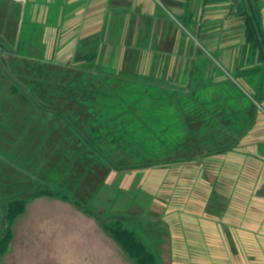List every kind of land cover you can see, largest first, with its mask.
I'll list each match as a JSON object with an SVG mask.
<instances>
[{
	"label": "trees",
	"instance_id": "1",
	"mask_svg": "<svg viewBox=\"0 0 264 264\" xmlns=\"http://www.w3.org/2000/svg\"><path fill=\"white\" fill-rule=\"evenodd\" d=\"M253 10L243 27L259 63L247 74L264 65L262 15ZM26 15L15 1L0 0V192L28 191L27 197L8 194L0 204V264L15 222L43 196L81 208L135 264H163L128 225L137 221L149 244L162 242L149 235L143 217L103 213L93 203L95 191L81 194L74 187L100 189L106 176L93 180L96 170H142L235 153L249 133L248 115L235 109L234 93L210 77L204 52L196 59L190 38L175 55L176 42L171 48L151 42L148 25L135 44H126L122 64H104L97 40L61 61L47 57L40 26ZM143 64L147 70L139 71Z\"/></svg>",
	"mask_w": 264,
	"mask_h": 264
},
{
	"label": "rangeland",
	"instance_id": "2",
	"mask_svg": "<svg viewBox=\"0 0 264 264\" xmlns=\"http://www.w3.org/2000/svg\"><path fill=\"white\" fill-rule=\"evenodd\" d=\"M3 1L6 3L9 2L10 4L15 1L17 7L19 5L21 8L24 7V11L27 10V12L44 13L47 12L46 10L49 7L52 15L51 20L57 22L59 20L57 15L62 10L65 9L69 14L77 12L76 17L80 18L81 13L84 12L85 9L94 11L97 7L96 3L100 0ZM121 1L122 0H119V2ZM44 2H46V5L42 6ZM63 2L64 9L61 7ZM219 2H221V9L225 6L223 12L226 13L228 8L232 10V13L230 12L229 15L228 13L225 14L226 16L224 15L226 21L223 23V25L229 24L232 25V27L227 26L225 29L226 31L223 27L220 32L209 30V35L205 29L211 27V23L206 25L202 22L204 26L200 33L196 26L194 29L188 24L187 18L181 16L177 17L173 8L164 0H154L159 11L158 18L161 19L163 23H167L171 32H173L171 39L168 38L166 39L167 41H160L158 44L163 46L166 44L168 48H171L170 45L176 42L177 46L175 47L174 53L178 55L179 50H181L182 53L185 52V48L182 45H184L187 38H190L196 45L194 52V54L197 55L196 59H200L201 52H204L205 56L210 59L207 65L210 77H214L216 82L223 84L221 86L225 89L229 88L231 90L230 92L234 93L238 98L236 100V105L234 104L235 109L240 111V114L248 115L247 120H249V123L246 124L245 128L249 133L240 142L237 152L207 157L198 162L172 164L171 166H157V168H146L142 170L112 171L110 173L105 170H96L95 174L92 176V179L95 181L98 180V177L106 176L103 180V185L105 186H101L99 190L102 191V194H100L101 198L111 201L112 204L116 203L111 207L106 206V204L104 207H101L100 209L103 213L113 214L115 212H122L136 217H143V226L146 225L147 229L150 230V232H148L149 235H152L154 239H159V237H161L162 240V238H164V243L162 241L157 243L158 245H151L148 243V235L140 231L141 227H139L140 224L137 221L128 223V225H130L129 227L137 230V233H139L144 243L148 244V247L156 249L154 251L160 254L163 264H178L179 262L180 250L176 248L170 250V246H168L169 238L173 235L172 233L176 226L181 225L185 227L187 224H192L191 218H196L192 216V214L201 211L208 213V211H210L209 208L215 206V203L220 199L224 202L228 200V202H231L230 205H232L231 200L241 198L233 196V194H230L229 197L222 195L220 198L213 195L209 198V196L206 195V191H215L218 189L219 187L216 188L217 183H222V187L225 186V189H229L230 191H233V189L249 190L251 196L245 195L241 198L243 199V201H241L243 204L240 203V206H249L254 203L258 204V202L263 204L264 202V65L257 71H254V73L247 74L246 72L253 67L254 63H259L257 58L258 53L250 50L249 46L246 47L247 44H245L246 30H244L243 26L246 11L243 5L246 1L219 0ZM127 3H129L128 0H123L121 4L128 6L126 5ZM256 6L259 7V4H256ZM210 9L213 14H215L217 7L211 6ZM263 14H261V20L264 29ZM228 17L230 18L228 19ZM40 20L45 21L46 18H41ZM73 20L74 19L71 21L73 22ZM71 21H69L70 24L67 23L64 26L61 25L58 27V30H60L61 27L62 29L65 28V30H69V25L70 27L75 26ZM33 23L35 26L41 27H39L42 31L41 36L43 41L41 42L51 46L53 42H45L46 36L44 35L45 31L48 30L51 25L43 26L40 24L39 18L34 19ZM238 24H240V26H238ZM213 26L214 25H212V27ZM32 29L33 26H30L26 30L29 32ZM207 34L209 35V39L205 37ZM61 44L66 43L61 42L60 45ZM55 45H58V43ZM102 48L101 61L104 64L119 65L123 63L117 58L121 49L119 46H117L118 53L113 54L114 58L112 60L105 58L110 57V52L113 51L114 46L110 45ZM122 48L127 49V45L122 46ZM68 50L69 49L53 48V50L47 51V57H55L63 60L64 57L67 56ZM253 59H255V62ZM143 65L139 67V71L147 70L148 66L145 64ZM258 193H260V195ZM9 195L14 194L9 193ZM9 195L0 192V204H6ZM258 198L261 202L257 201ZM72 204L73 203H71V205ZM235 205H237L236 202ZM246 208L247 210H252L251 207ZM248 213L249 212H247V214ZM79 227L73 224L71 226L72 233H82V231H84L89 237L88 241L85 242L87 246L80 244L76 246L75 242H72L71 247L73 248L76 246V249L79 250H76L79 252L78 254L72 257H45L38 261L41 264H135V262L127 257L121 247L120 249L116 243L107 238L106 235L108 234L104 231L103 227L101 228V234L98 230L93 228H90L91 230L87 229L85 232L84 228L79 229ZM24 245L28 248V251H45L50 244L45 241L36 243V246L34 243H25ZM31 245H34V247ZM90 247H92V249ZM102 247L106 249L105 253L100 249ZM163 247H165L164 250L162 249ZM96 248H98L99 253H90L91 250H96Z\"/></svg>",
	"mask_w": 264,
	"mask_h": 264
},
{
	"label": "crops",
	"instance_id": "3",
	"mask_svg": "<svg viewBox=\"0 0 264 264\" xmlns=\"http://www.w3.org/2000/svg\"><path fill=\"white\" fill-rule=\"evenodd\" d=\"M122 1L100 0L96 3V6L99 8L96 7L94 11L85 9L81 13L80 18L76 17L77 12L72 14L67 13L63 2L61 7L64 10L58 13L57 18L59 20L57 22L51 20L52 15L48 5L47 12L36 13L30 11L27 12L26 16L32 22L34 19L39 18V22L43 26L51 25L44 35L46 36L45 42L50 41L53 43L51 46L45 44L46 49H69L67 51L68 54L64 53L67 56L63 60L59 59L61 61H67V59L74 57L83 45H95V40H97V44L99 45L100 54L102 53V47L114 46L113 51L110 52V57L105 58L108 60H112L114 58L113 54L118 53L117 46H119L121 49L117 58L122 61L126 51V48H122V46L135 44L138 41V36L142 34L140 33L142 32L141 29L146 28V26L149 25L151 28V42L155 38L159 42L165 41L168 37L166 30V26L168 25L158 18L159 11L154 0H128L129 3L126 4L128 6L122 5ZM164 1L173 8L177 17L191 16L194 24L195 22H204L206 25L210 23L214 25L205 29L209 35L211 30L220 32L223 27L224 30L227 26L232 27L229 24L223 25L226 21L224 15L226 13L229 15L230 12L232 13V10L228 8L226 13L223 12L225 6L221 9V2L219 0ZM245 1L243 5L245 6V11L252 12L253 9H258L261 14L264 13V0ZM256 4H259V7ZM45 5L46 2L42 6ZM211 6L217 7L215 14L211 11ZM41 18H46V20L42 21L40 20ZM72 19H74L73 22L71 21ZM69 21L75 24L72 27L68 26L70 31L68 29L65 30V28L62 29V27L58 30V27L61 25L70 24ZM133 21H135V24ZM202 27L198 29L200 33L202 32ZM209 35L207 34L205 37L209 39ZM54 42L55 44L58 43V45H55ZM61 42H65L66 44L60 45ZM223 187L222 183L219 182L216 187L218 189L206 191V195L209 198L213 195L217 197L222 195L229 197L230 194L241 198L245 195L251 196L249 190L233 189V191H230L229 189H225V186ZM74 189L81 194H89V192L93 194L95 191L93 203L99 210L105 204L109 207L114 204L109 200L101 198L100 194H102V191H99L98 186L74 187ZM27 192L14 191L7 192V194L13 193L19 197H27ZM241 198L231 200L232 205H230V201L226 200L224 202L220 199L215 203V206L209 208L210 211L208 213L201 211L192 214V216L196 217L194 219L191 218L192 224H187L185 227L181 225L175 227L173 235L169 238L168 246H170V250L174 248L180 250L178 264H264V202L263 204L258 202V204L240 206V203L243 204L241 202L243 199ZM257 201H260V199L258 198ZM235 202L237 205H235ZM246 207H251L252 210L248 209V211ZM27 208V212L15 222L14 239L8 253L2 257L1 264H41L38 261L41 258L72 257L78 254L76 246L79 244L87 246L85 242L88 241L89 236L84 231L82 233H72L71 226L73 224L78 225V227L80 226L79 229L84 228L85 232L87 229L91 230L90 228H93L98 230L100 234L102 233V225L97 220L86 215L78 206L71 205L70 202L65 200L43 196L30 201ZM247 212L249 213L247 214ZM106 236L117 244L109 234ZM45 241L50 244L45 251H28V248L24 245L25 243H34L35 245L36 243ZM73 241L76 246L72 248L71 244ZM34 245L31 246L34 247ZM117 246L120 248L118 244ZM90 248L92 249V247ZM164 248L162 249L164 250ZM100 249L105 253V248L102 247ZM92 252L99 253V250L96 248V250L90 251V253Z\"/></svg>",
	"mask_w": 264,
	"mask_h": 264
}]
</instances>
